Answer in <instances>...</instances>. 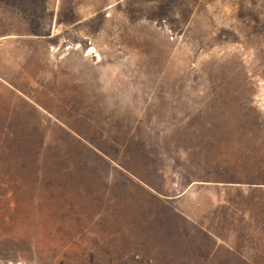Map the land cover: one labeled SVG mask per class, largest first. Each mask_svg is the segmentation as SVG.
I'll use <instances>...</instances> for the list:
<instances>
[{
    "label": "rangeland",
    "instance_id": "rangeland-1",
    "mask_svg": "<svg viewBox=\"0 0 264 264\" xmlns=\"http://www.w3.org/2000/svg\"><path fill=\"white\" fill-rule=\"evenodd\" d=\"M0 264H264V0H0Z\"/></svg>",
    "mask_w": 264,
    "mask_h": 264
},
{
    "label": "trees",
    "instance_id": "trees-1",
    "mask_svg": "<svg viewBox=\"0 0 264 264\" xmlns=\"http://www.w3.org/2000/svg\"><path fill=\"white\" fill-rule=\"evenodd\" d=\"M249 184H251V183H249Z\"/></svg>",
    "mask_w": 264,
    "mask_h": 264
}]
</instances>
